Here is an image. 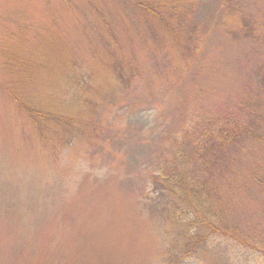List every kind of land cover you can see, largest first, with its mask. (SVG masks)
Returning a JSON list of instances; mask_svg holds the SVG:
<instances>
[{"label": "rangeland", "instance_id": "1", "mask_svg": "<svg viewBox=\"0 0 264 264\" xmlns=\"http://www.w3.org/2000/svg\"><path fill=\"white\" fill-rule=\"evenodd\" d=\"M174 166L215 214L179 263L264 264V0H0V264H167Z\"/></svg>", "mask_w": 264, "mask_h": 264}, {"label": "trees", "instance_id": "2", "mask_svg": "<svg viewBox=\"0 0 264 264\" xmlns=\"http://www.w3.org/2000/svg\"><path fill=\"white\" fill-rule=\"evenodd\" d=\"M164 25L165 22L162 21ZM170 30L168 27H166ZM172 33V31L170 32ZM175 36V35H174ZM19 70V69H17ZM121 78V77H120ZM122 81V79H120ZM13 102L23 110V112L32 117L36 113L27 109L24 103L20 102L14 95L12 96ZM41 119V118H40ZM238 133V132H237ZM224 129H221L218 134V138L212 139L211 142L216 143L214 146L208 147L198 146L197 156L202 163L201 158L210 156L212 158L209 162H204L203 168L208 170V167L212 163L218 161L222 156L221 148L229 144H234L235 139L238 136L227 135ZM204 142V141H202ZM210 146V147H209ZM182 151L178 153L181 154ZM215 153V154H210ZM193 155H195V145L193 147ZM173 173L169 177L166 172L162 169L159 173L158 178H160L161 183H158V179L155 181L157 187L152 189L150 196L153 200L159 201L163 204L164 210L168 211L169 221L171 223V242L173 243L171 247L173 249L169 250L167 264H180L179 262L184 258L188 257L190 254H195L198 249L204 248V234L205 229L210 228L209 224L210 218L214 217L215 214L208 206L207 201H204L201 193L204 191V184H206V179L195 180L190 183L185 175H180L177 169L172 167ZM199 178V177H198ZM211 215V216H210ZM213 227V224H211ZM216 231L217 229L214 228Z\"/></svg>", "mask_w": 264, "mask_h": 264}]
</instances>
